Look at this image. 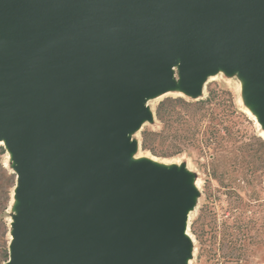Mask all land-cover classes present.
<instances>
[{"label": "water", "instance_id": "1", "mask_svg": "<svg viewBox=\"0 0 264 264\" xmlns=\"http://www.w3.org/2000/svg\"><path fill=\"white\" fill-rule=\"evenodd\" d=\"M253 73L264 119V0H0V139L23 204L5 264H184L192 188L129 164L145 100Z\"/></svg>", "mask_w": 264, "mask_h": 264}, {"label": "rangeland", "instance_id": "2", "mask_svg": "<svg viewBox=\"0 0 264 264\" xmlns=\"http://www.w3.org/2000/svg\"><path fill=\"white\" fill-rule=\"evenodd\" d=\"M175 75L180 82L151 100L138 128L129 133L133 150L126 160L154 167V157L160 169H172L191 186L184 264H264V119L254 95L256 79L238 67L225 68L192 93L183 88L179 69ZM210 94L198 122L195 110L203 105L196 101ZM178 98L187 104L173 103L177 111H195L190 125H172L157 116L161 103ZM216 130L221 132L218 137ZM144 131L155 133L146 148ZM16 167L14 153L0 139V264L7 262V254L10 258L14 223L23 204Z\"/></svg>", "mask_w": 264, "mask_h": 264}, {"label": "trees", "instance_id": "3", "mask_svg": "<svg viewBox=\"0 0 264 264\" xmlns=\"http://www.w3.org/2000/svg\"><path fill=\"white\" fill-rule=\"evenodd\" d=\"M211 94H213V91L211 92ZM211 94L209 95V97L205 100H198L196 101V103H199L201 105H203V107L195 110L199 112V119L197 120L198 122L201 121V119L205 116V111L206 108L204 107V105L209 104V101L211 100ZM187 104L186 102H184V100L182 98H178V99H171L168 100L164 103H161V105L159 106L158 110H157V116L162 119L165 120L167 119L169 122H171V124H183V125H190L192 118L195 114V111H190L188 109L185 110H181L180 112L177 111V109L175 108L174 104ZM220 131L216 130L215 135L218 137L220 136ZM155 133H151L148 131H144L143 132V141H142V148H146L148 147V141L151 140L152 136ZM229 138L233 137V133L227 130V133ZM216 137V138H217ZM224 139V138H223ZM9 260V254H7L6 258L4 259V261H8Z\"/></svg>", "mask_w": 264, "mask_h": 264}, {"label": "bare ground", "instance_id": "4", "mask_svg": "<svg viewBox=\"0 0 264 264\" xmlns=\"http://www.w3.org/2000/svg\"><path fill=\"white\" fill-rule=\"evenodd\" d=\"M177 64H175V65H173V66H171L170 67V69H171V75L173 76V81H172V83L170 84H168V85H166L165 86V88H163L162 90H158V91H155V92H152L147 98H146V100H145V106L147 107L149 104V102H151V100H154V99H158V98H161V97H163V96H165L166 94H168V93H170L171 92V87H172V84L173 83H179L180 81H178V80H176V72H177V70L179 69V65H180V63H179V65L178 66H176ZM225 66H219L216 70H214V71H209L207 74H206V76L203 78V80L201 81V83H203V82H206L208 79H209V77L210 76H213V75H215V74H217L218 72H220V71H223V69H225L224 68ZM227 69H229V68H227ZM238 70H239V68H238ZM218 76V75H217ZM179 91V90H178ZM176 92V91H175ZM2 141L4 142L5 140L4 139H2ZM156 158H154L153 157V163H152V165H154V167H157V168H160L161 166H160V164H158L157 162H156ZM138 162V161H137ZM189 213L187 212V211H185L184 210V221H183V229H182V234L184 235V234H187L188 233V228H189Z\"/></svg>", "mask_w": 264, "mask_h": 264}]
</instances>
